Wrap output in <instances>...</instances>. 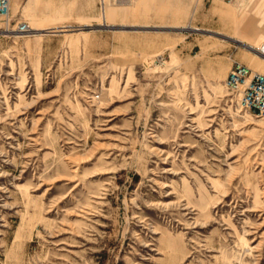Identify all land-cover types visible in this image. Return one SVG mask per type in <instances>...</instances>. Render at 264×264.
Returning a JSON list of instances; mask_svg holds the SVG:
<instances>
[{
	"label": "rangeland",
	"instance_id": "obj_1",
	"mask_svg": "<svg viewBox=\"0 0 264 264\" xmlns=\"http://www.w3.org/2000/svg\"><path fill=\"white\" fill-rule=\"evenodd\" d=\"M137 1L9 0L0 264H264V118L224 86L264 0Z\"/></svg>",
	"mask_w": 264,
	"mask_h": 264
},
{
	"label": "built area",
	"instance_id": "obj_2",
	"mask_svg": "<svg viewBox=\"0 0 264 264\" xmlns=\"http://www.w3.org/2000/svg\"><path fill=\"white\" fill-rule=\"evenodd\" d=\"M231 2L234 0H222ZM9 15V0H0V20ZM18 30L24 31L27 26L19 23ZM226 89L236 92L238 102L243 109L252 115L264 118V74L252 70L245 64L233 61L224 78Z\"/></svg>",
	"mask_w": 264,
	"mask_h": 264
},
{
	"label": "crops",
	"instance_id": "obj_3",
	"mask_svg": "<svg viewBox=\"0 0 264 264\" xmlns=\"http://www.w3.org/2000/svg\"><path fill=\"white\" fill-rule=\"evenodd\" d=\"M251 0H240L239 6L246 7V6H252L253 8L257 7V2L250 3ZM240 22H246V23H253L254 25L251 27L249 26V29L255 33L256 37L264 36V26H261V23H264V15L257 14L254 12L252 15H248L244 18H241L239 20ZM238 42H242L241 39L237 40ZM253 51L256 52V54L264 56V43H257L254 42V44H248L246 43ZM247 66V65H246Z\"/></svg>",
	"mask_w": 264,
	"mask_h": 264
},
{
	"label": "bare ground",
	"instance_id": "obj_4",
	"mask_svg": "<svg viewBox=\"0 0 264 264\" xmlns=\"http://www.w3.org/2000/svg\"><path fill=\"white\" fill-rule=\"evenodd\" d=\"M103 2H104V0H103ZM127 11L129 12V14L133 17V16H135L136 17V15H137V13H139L140 11H143V0H138L135 4H133V5H131L130 7H129V9H127ZM108 17H109V19L113 16V15H117V12L115 11V13H113V14H111V12L110 11H108L107 12V14H106ZM31 25H35V24H31ZM42 25H43V23L42 22H38V23H36V26L37 27H35V29L37 28H42ZM27 26V28H26V30H24V32H27V34L29 33V32H31L32 31V28L29 26V24H27L26 25ZM34 29V28H33ZM12 30H14V29H12ZM16 31H18V32H21L20 30H16Z\"/></svg>",
	"mask_w": 264,
	"mask_h": 264
}]
</instances>
